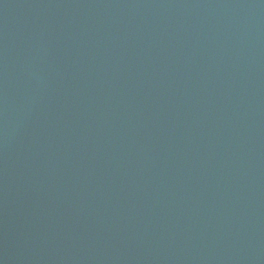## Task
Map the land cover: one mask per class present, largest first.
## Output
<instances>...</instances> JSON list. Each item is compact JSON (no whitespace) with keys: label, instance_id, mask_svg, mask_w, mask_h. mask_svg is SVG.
<instances>
[{"label":"water","instance_id":"obj_1","mask_svg":"<svg viewBox=\"0 0 264 264\" xmlns=\"http://www.w3.org/2000/svg\"><path fill=\"white\" fill-rule=\"evenodd\" d=\"M0 264H264V0H0Z\"/></svg>","mask_w":264,"mask_h":264}]
</instances>
